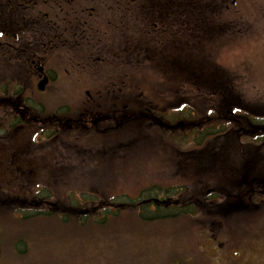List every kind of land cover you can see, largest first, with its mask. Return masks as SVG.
<instances>
[{
    "label": "rangeland",
    "instance_id": "obj_1",
    "mask_svg": "<svg viewBox=\"0 0 264 264\" xmlns=\"http://www.w3.org/2000/svg\"><path fill=\"white\" fill-rule=\"evenodd\" d=\"M193 5L214 10L205 19L218 31L196 51L225 91L185 74L182 89L176 71L161 74L156 62L139 66L152 53L136 48L134 109L145 112L142 105L152 102L155 114L170 113L176 121L182 103L180 127L165 128L153 118L146 123L144 116L124 137L86 127L79 140L70 137L73 170L56 189L43 184L44 177L39 182L29 176L19 186L0 174V264H264V0H193ZM241 113L262 125L240 131L234 121ZM207 127L227 133L202 139ZM120 137L133 142L113 155ZM193 156L199 165H191ZM221 183L229 184L233 207L219 214L212 204L223 202L221 194L194 215L151 221L141 216V201L115 202L118 196L136 199L144 189L158 197L161 188L173 187L189 198ZM38 185L49 188L40 197L58 201L56 207L35 205ZM173 192L161 199L173 203ZM105 209L117 216L103 220Z\"/></svg>",
    "mask_w": 264,
    "mask_h": 264
},
{
    "label": "flooded vegetation",
    "instance_id": "obj_2",
    "mask_svg": "<svg viewBox=\"0 0 264 264\" xmlns=\"http://www.w3.org/2000/svg\"><path fill=\"white\" fill-rule=\"evenodd\" d=\"M213 11L201 13L193 0H0V174L19 186L29 176L44 177L43 184L56 189L73 170L70 139L79 140L86 127L124 137L144 116L146 123L153 118L165 128H179L182 103L176 121L170 113L155 114L152 102L142 105L145 112L134 109L136 48L152 53L139 66L156 62L160 73L176 71L182 89L185 74L224 92L196 51L218 31L205 19ZM187 49L194 54L185 55ZM248 117L254 119L241 113L234 121L240 131L247 130ZM121 139L113 143V155L133 142ZM193 158L191 165H199ZM242 160L249 164L247 155ZM45 185H38L34 203L56 207L58 201L40 197L49 191Z\"/></svg>",
    "mask_w": 264,
    "mask_h": 264
},
{
    "label": "trees",
    "instance_id": "obj_3",
    "mask_svg": "<svg viewBox=\"0 0 264 264\" xmlns=\"http://www.w3.org/2000/svg\"><path fill=\"white\" fill-rule=\"evenodd\" d=\"M203 2V1H201ZM211 6V5H207ZM202 11L205 10V12L209 11L211 8L210 7H199ZM259 121V120H256ZM254 122V119L251 121L250 118L248 117L247 119V125L246 128H249ZM224 129V128H223ZM198 131V130H197ZM225 134L227 131L224 129ZM223 130L218 129V127H207L205 130H201V136L202 139L206 137H216L218 135L224 134ZM193 135V134H192ZM202 139H197V145L201 144ZM228 166H225V168ZM229 168V167H228ZM174 189L168 190L166 188H161L160 193L158 197H154L151 195L149 190L144 189L141 195L138 196V198H132L131 196H118L114 199L116 203L122 202L123 204L126 205H133L131 201L140 202L141 209H142V217L145 220H157V219H165V218H170V217H177L180 215H194L197 213L198 210H202L204 207L211 208V206H206L209 205L208 202H213L216 200L217 197L221 196L224 198L223 202L218 204V206L213 205V210L214 213L219 214L222 212H229L233 205H231V201L227 197L232 196V190L229 187V184L226 183H221L220 185H215L210 189H203L199 192H192L193 194L190 195L189 198H187L186 193L180 194V187H173ZM249 188V187H248ZM174 191V192H173ZM174 193L176 195V199L172 200L173 203H168L167 199H161L162 197H167L169 194L168 193ZM149 194L147 197L146 195ZM83 197V196H82ZM236 197V196H235ZM84 198V199H83ZM82 199L86 200V196H84ZM141 199V200H140ZM82 200V201H83ZM122 200V201H121ZM114 202V203H115ZM154 206V208H152ZM215 206V207H214ZM117 212H114L112 209H105L104 212L102 211V219H107L108 216H117ZM104 215V216H103Z\"/></svg>",
    "mask_w": 264,
    "mask_h": 264
}]
</instances>
